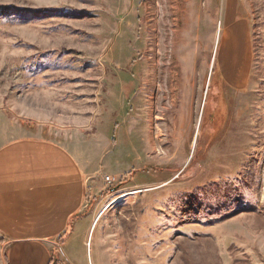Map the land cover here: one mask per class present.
<instances>
[{
  "label": "rangeland",
  "instance_id": "374dc122",
  "mask_svg": "<svg viewBox=\"0 0 264 264\" xmlns=\"http://www.w3.org/2000/svg\"><path fill=\"white\" fill-rule=\"evenodd\" d=\"M152 1L0 0V112L123 173L75 264H264V0H237L241 94L214 72L224 0Z\"/></svg>",
  "mask_w": 264,
  "mask_h": 264
},
{
  "label": "crops",
  "instance_id": "0c3cea01",
  "mask_svg": "<svg viewBox=\"0 0 264 264\" xmlns=\"http://www.w3.org/2000/svg\"><path fill=\"white\" fill-rule=\"evenodd\" d=\"M222 27L216 70L224 86L241 94L248 89L253 53L237 0H224ZM0 113L12 132L0 136V264H75L77 247L97 222L91 204L114 185L104 179L123 173H103L67 136L44 138L41 130L15 126Z\"/></svg>",
  "mask_w": 264,
  "mask_h": 264
},
{
  "label": "bare ground",
  "instance_id": "6f19581e",
  "mask_svg": "<svg viewBox=\"0 0 264 264\" xmlns=\"http://www.w3.org/2000/svg\"><path fill=\"white\" fill-rule=\"evenodd\" d=\"M159 1V0H158ZM164 1V0H163ZM149 2L151 3V6L154 8V9H156L157 10V8L158 7H156V5H154V4H152L153 3V1L152 0H149ZM165 2V1H164ZM164 6V5H163ZM160 7L159 9L161 10V12L163 13L164 11V7ZM167 7V6H166ZM177 8V7H176ZM159 12V11H158ZM165 18V17H164ZM124 196H120L119 198H117L116 200H114L113 202H112V204H111V206L112 205H114V204H116V202H118L119 200H121L122 198H123Z\"/></svg>",
  "mask_w": 264,
  "mask_h": 264
},
{
  "label": "built area",
  "instance_id": "2783aa9c",
  "mask_svg": "<svg viewBox=\"0 0 264 264\" xmlns=\"http://www.w3.org/2000/svg\"><path fill=\"white\" fill-rule=\"evenodd\" d=\"M104 181H105V183H106L107 185H112V184L115 183V180H114L113 178H108V177H106V178L104 179Z\"/></svg>",
  "mask_w": 264,
  "mask_h": 264
},
{
  "label": "trees",
  "instance_id": "16d2710c",
  "mask_svg": "<svg viewBox=\"0 0 264 264\" xmlns=\"http://www.w3.org/2000/svg\"><path fill=\"white\" fill-rule=\"evenodd\" d=\"M216 71V69L214 70V72Z\"/></svg>",
  "mask_w": 264,
  "mask_h": 264
}]
</instances>
